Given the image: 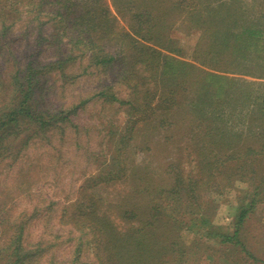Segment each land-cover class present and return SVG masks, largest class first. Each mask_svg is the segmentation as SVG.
<instances>
[{
	"label": "trees",
	"instance_id": "1",
	"mask_svg": "<svg viewBox=\"0 0 264 264\" xmlns=\"http://www.w3.org/2000/svg\"><path fill=\"white\" fill-rule=\"evenodd\" d=\"M200 2V9L199 4H192L185 16L189 26L201 32L189 61L180 58V49L169 37L172 14L180 10L176 2L114 0L127 28L118 25L107 0L0 2L4 11H17L23 5L33 14L22 38L33 46L29 41L33 36L35 47L30 53L26 47L21 59L13 54L12 62L3 57L13 71L8 79L0 73V152L25 123L54 138L59 125L65 128L73 122L75 106L58 111L59 107L43 104L37 94L45 88L47 71L66 80L74 78L68 71L77 59L72 54L75 50L88 56V68L114 76L129 92L128 101L121 104L127 105L130 118L116 140L110 164L77 189L74 208L62 219L82 236L90 234L97 264H197L203 258L208 264H264L245 244L252 231L264 235V224L256 218L260 212L264 217V142L248 150L239 149L238 143L224 150L222 144L202 142L225 136L226 127L218 121L237 118L243 110L250 113L244 121L249 126L256 124L257 134L264 139L263 97L252 101L250 92L237 94V79L226 75L246 67L237 57L247 53L263 62V5L257 0L252 15L237 0ZM42 12L52 17L49 20L71 46L67 50L61 42H54L57 60L49 64L38 61L46 25L39 18ZM8 31L3 25L2 41ZM250 68L244 74L252 73ZM242 82L249 89V82ZM101 96L117 101L113 94L101 92ZM232 136L240 139L238 132L228 137ZM184 150L198 151L195 173L185 172ZM238 183L245 188L236 187V213L230 225H214L216 206L205 196L211 192L221 195ZM27 223L20 224L17 234L11 233L12 222L6 227L0 264H74L53 254L46 259V252L65 243L74 245L76 240V251L80 250L81 238H73L69 231L67 237L36 240ZM183 228L193 235L188 245L181 236ZM210 240L218 242V249L208 244Z\"/></svg>",
	"mask_w": 264,
	"mask_h": 264
},
{
	"label": "rangeland",
	"instance_id": "2",
	"mask_svg": "<svg viewBox=\"0 0 264 264\" xmlns=\"http://www.w3.org/2000/svg\"><path fill=\"white\" fill-rule=\"evenodd\" d=\"M70 1L78 3L85 0ZM107 1L119 21L118 25L121 28H127V20L118 15L116 6L112 4L114 0ZM166 1H170L171 4L178 3L179 9L182 11L179 10L177 13L172 14L169 37L174 41V46L180 49V58L189 61L196 44L201 38V32L195 27H190L185 20V16L192 10V4H199L198 9H200L202 3L200 0ZM202 1L208 3L210 0ZM212 1L220 3L228 0ZM256 1L237 0V3L243 11L254 15ZM260 1L263 5L260 12L264 14V0ZM1 8L0 5V44L4 45L0 50V65H2L0 66V73L7 76L8 79L13 71L12 64L5 63L3 57L12 62L13 54L21 59L27 52L30 53L35 49L33 36H29L30 44L33 46H28L25 43V38H22L25 29L29 26L28 21L33 14L27 13L23 5L17 11L11 10L10 12ZM185 10L188 11L185 12ZM39 15L40 21L46 22V25L43 30L45 32L43 39L40 41L42 45L39 48L41 53L38 61L41 64H49L57 60L58 49L53 44L54 42H61L63 48L67 50L71 46L68 45L67 37L61 36V30L56 29L55 22L49 20V18H52L51 16H47L46 12ZM124 16L129 17L128 14ZM262 22L264 23V16H262ZM3 25L9 27V33L4 41H2L1 33ZM26 47H28L27 52H25ZM163 52L167 53L165 50ZM72 54L77 59L68 72L74 78L66 80L57 73L53 74V72L47 71L45 88L41 94L37 95H39L38 99L40 97L43 104L46 103L47 106L53 108L59 107L58 111L60 109H72L71 106H75L78 110L76 115L72 117L73 122L68 123L65 128H61L63 125H59L56 128L54 138H51L52 134L50 133L38 132L36 125L25 123L21 128L16 129L17 137L15 135V137L5 141L7 148L0 152V246L3 244L7 226L12 222V225H9V227L11 226V233L17 234L20 227H22L20 224L23 225V221L26 220L28 221V232L30 231L32 237L36 240L40 237L47 241L57 236H66L69 231L73 232V238H81L80 250L76 251V240L74 245L65 243L54 249L50 248L46 252V259H49L53 254L58 256L59 260L68 263L97 264L90 234L86 232L87 234L82 236L75 231V228L64 224L62 219L74 208L73 205L77 200V189L83 185L85 180L104 172L110 164L115 153L116 140L130 118L126 113L128 110L127 105L121 104L128 101L129 92L124 86L117 83L114 76L100 73L99 70H94L93 67L88 68V56L85 57L76 50ZM253 56L255 55L247 53L246 57H237L240 64H244L246 67L238 69L235 73H226L227 76L237 79L235 84L236 93L250 92L252 101L259 96L264 99V68L258 69L255 67L256 64L261 65L258 67H264V60L263 62L256 61ZM246 68H250L252 73L244 74L243 70ZM243 80L249 82L247 83L249 89L246 88V84H243ZM101 92H106L109 95L113 94L117 101L112 102L108 99L110 96H101ZM6 96L7 93L5 92V99ZM82 101H85V103L81 104ZM238 107L241 108V106ZM247 114H250L249 111L243 110V112H238L237 118L234 115V118L230 117L227 121H218L220 127H226L227 134L225 136L199 141H212L214 145L222 144L224 150L236 143H238L239 149L248 150L252 147H259L264 139L257 134L259 129L256 124L249 126L246 123L247 121H244ZM237 132L240 139L233 136L228 137L230 134ZM251 134L254 138L249 137ZM245 140H251L252 142ZM26 142L27 144H25ZM202 142L199 144H202ZM22 143L23 146H21ZM193 145L195 146V144ZM207 145L210 144L207 142ZM182 147H185V144H182ZM182 153L184 154L183 167L185 172L193 171L195 173L197 171L198 151L184 150ZM234 186L233 189L226 188L223 190L221 195L211 192L205 196L207 200L216 206L212 218L216 226L228 227L236 213V187L244 189L245 186L241 183ZM35 206H37L36 212L33 211ZM3 216L4 218H2ZM256 218L262 226V223L264 224L262 213L256 214ZM251 223L256 225V220L253 219ZM182 230L183 242L188 245L193 235L187 228ZM263 236L259 231H252V235H248L244 240L246 246L250 248L257 259L264 261ZM208 244L215 248L218 242L210 240ZM39 247H36V250ZM229 256L234 259L236 255L230 254ZM2 259L3 257L0 258V262ZM208 262L206 258H203L201 263L197 264H208ZM217 262L213 264H217Z\"/></svg>",
	"mask_w": 264,
	"mask_h": 264
}]
</instances>
